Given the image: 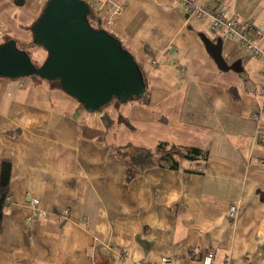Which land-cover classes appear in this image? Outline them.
Here are the masks:
<instances>
[{"label": "crops", "instance_id": "obj_1", "mask_svg": "<svg viewBox=\"0 0 264 264\" xmlns=\"http://www.w3.org/2000/svg\"><path fill=\"white\" fill-rule=\"evenodd\" d=\"M16 1L0 0V45L30 43L48 0ZM86 1L143 66L148 93L91 114L45 82L0 79V160L12 163L0 264H205L210 254L212 264H264V145L253 118L264 56L247 55L208 20L188 21L176 0ZM196 3L264 25V0ZM201 35L222 39L224 60L240 73L219 70ZM164 143L204 157L127 182L116 150Z\"/></svg>", "mask_w": 264, "mask_h": 264}, {"label": "water", "instance_id": "obj_2", "mask_svg": "<svg viewBox=\"0 0 264 264\" xmlns=\"http://www.w3.org/2000/svg\"><path fill=\"white\" fill-rule=\"evenodd\" d=\"M43 10L31 33L34 44L46 51V61L36 67L16 41H8L0 45V79L59 80L61 91L91 114L115 99L127 104L147 96L148 87L132 54L123 51L122 43L107 31L91 27L89 2L48 0ZM201 38L219 70L240 73L224 60L222 39Z\"/></svg>", "mask_w": 264, "mask_h": 264}, {"label": "trees", "instance_id": "obj_3", "mask_svg": "<svg viewBox=\"0 0 264 264\" xmlns=\"http://www.w3.org/2000/svg\"><path fill=\"white\" fill-rule=\"evenodd\" d=\"M45 5H44V7H45ZM44 7H43V9H44ZM90 8H91V6H90ZM43 11H41V14ZM41 14H40V16H41ZM39 17H38V19H39ZM88 20H89L90 25L93 29L99 30V31H101V30L107 31L111 36H114L117 40H119L121 42V40L117 36H115L114 34H112L111 32H109L108 30L105 29V27L102 23V19H100L99 17H96V13H95L94 8H91V12L88 15ZM121 43H122L123 51H126V52L132 54L136 64H139L141 74L144 78L145 84L147 85V76H146V72H145L143 66L135 59V56L133 55V53H131L129 51V49L126 47V45H124L123 42H121ZM33 46H35L37 48H41V47L35 45L34 42H33ZM41 49H43V48H41ZM26 53L31 58L30 52L28 50L26 51ZM31 60H32V58H31ZM32 62H33V60H32ZM33 64L36 67L42 66V65H37L34 62H33ZM31 79H33L35 81L38 80V82H45V83L49 84V87L52 90L58 89L61 91V84H60L59 80H56L53 82H48V81H45L44 79H42L38 76H33V77H31ZM142 100H145V98H143V99L139 98V99L134 100L132 102H139ZM132 102H129V103H132ZM114 103L115 104L117 103V105H119V106H124V105L128 104V103L122 104L115 99L114 102H112L108 106H105L98 113H104ZM79 105H81V104H79ZM116 155H117V157L123 159L127 165V171H128L127 182H131L137 176L142 174V172H145L148 169L153 168V166H155V165L162 166L167 162V163H171L172 168H177L179 165V163L176 162L177 158H181L183 160L190 161L192 163V161H195L197 158H200V156H203L202 152L199 150L191 149V148H188V149L180 148L177 146L176 147H174V146L170 147V145H167L165 143L158 145L157 150L153 151V152L151 150H148V149H144V148L139 149V148H135V147H132L129 145L126 148H118L116 150ZM11 177H12V163L9 161H6V160H0V238L2 235V231H3V227H2L3 217H4L5 210L8 206L7 205V199H8L9 194H10Z\"/></svg>", "mask_w": 264, "mask_h": 264}, {"label": "built area", "instance_id": "obj_4", "mask_svg": "<svg viewBox=\"0 0 264 264\" xmlns=\"http://www.w3.org/2000/svg\"><path fill=\"white\" fill-rule=\"evenodd\" d=\"M177 3L183 6L184 14L187 16L188 21L190 20H199V21H210L212 28L215 31L222 30L224 31L226 37L231 38L237 42L241 48L245 50L247 55L255 58L264 56V49L261 47L262 42L264 41V25L256 26L249 22H239L235 18H232L226 14V11L219 4H205L204 6L198 5L196 0H176ZM119 14V11H116ZM112 24V23H110ZM264 24V23H263ZM3 26L0 20V27ZM155 64V63H153ZM156 65V64H155ZM264 71V70H263ZM264 76V72H263ZM264 78V77H263ZM262 96V107L253 116L255 122L257 123V133L255 136L256 142H260L264 145V127L261 126V120L264 116V87L260 90ZM191 170H196L201 172V169H194L192 165L189 166ZM8 202V199H7ZM40 201L36 198L31 199L30 205L33 210V217L38 215V207ZM237 206L232 205L228 211L229 217L232 221L237 218ZM43 217H48L47 212L42 213ZM126 254L125 252H123ZM213 255L210 254L206 257L205 264L213 263ZM138 264H178L175 258L173 257H163L159 259L156 263L150 262L148 260H141Z\"/></svg>", "mask_w": 264, "mask_h": 264}, {"label": "rangeland", "instance_id": "obj_5", "mask_svg": "<svg viewBox=\"0 0 264 264\" xmlns=\"http://www.w3.org/2000/svg\"><path fill=\"white\" fill-rule=\"evenodd\" d=\"M17 48L19 50H22V51H27L28 50L30 52V55H31V58H32L33 62L36 63L37 65H43V63L47 59L46 51H44L41 48H37V47L33 46V39L31 40L30 43H23L22 41H20L19 43L17 42ZM27 79H29V78L28 77L27 78H21L20 80L26 81L27 83H29ZM110 107L111 108L118 107L120 109L122 106H119V105H117V103L116 104L114 103ZM122 120L123 119L121 118L120 121H122Z\"/></svg>", "mask_w": 264, "mask_h": 264}]
</instances>
